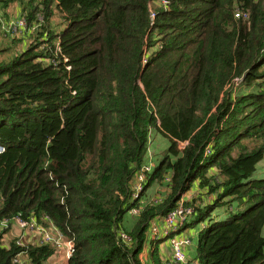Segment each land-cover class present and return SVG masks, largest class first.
<instances>
[{"label": "trees", "instance_id": "trees-1", "mask_svg": "<svg viewBox=\"0 0 264 264\" xmlns=\"http://www.w3.org/2000/svg\"><path fill=\"white\" fill-rule=\"evenodd\" d=\"M0 37V221L53 227L67 264H168L151 228L191 191L188 260L264 264V0H0ZM154 132L169 147L132 200ZM10 224L0 264L58 250L5 244Z\"/></svg>", "mask_w": 264, "mask_h": 264}, {"label": "built area", "instance_id": "built-area-1", "mask_svg": "<svg viewBox=\"0 0 264 264\" xmlns=\"http://www.w3.org/2000/svg\"><path fill=\"white\" fill-rule=\"evenodd\" d=\"M238 16V14H237ZM151 18H154V14L151 13ZM20 22L19 25L12 26V29L17 32L19 31L18 27L24 30L26 28L27 22L24 18ZM19 23V22H18ZM11 29V27H10ZM21 32V31H19ZM186 144H180V147H185ZM4 150V147L0 146V152ZM150 171L149 166H142L137 173L136 181L132 183V193H131V199H138L140 198L141 192L144 190V184L146 182V174ZM187 192L183 195V197L178 202V206L171 211L163 220V223L157 225V228H154L151 233L150 237L155 243L163 240L165 237H170L171 244H172V255H171V261L168 264H199L197 262H192L188 260V257L186 255V247L191 243L189 238H185L183 236H176L177 233H179L181 226L185 223L187 215L192 214L193 210L186 209L184 206L185 202V195ZM132 214L137 215L139 213L138 208H132L131 209ZM11 222L16 223L19 226L22 227L23 230L27 231L31 234L32 238L34 240L29 242H36L39 244H47V243H54L55 245H58L59 248L56 251L61 252L63 256L66 258V260H69L72 254L74 253V244L72 241H69L64 238V235L61 233H56L53 227L46 228L39 224L36 219L32 218L30 221L24 220L20 217L14 218L13 221L9 219H4L0 221V233L8 227V224ZM10 224V226H11ZM55 231V232H54ZM65 239V240H64ZM18 243L23 244L25 243L23 240H18ZM27 243V242H26ZM55 252V253H56ZM140 261L142 264H146L147 257L143 258L142 253H140ZM14 262L18 263L19 260L15 259Z\"/></svg>", "mask_w": 264, "mask_h": 264}, {"label": "rangeland", "instance_id": "rangeland-1", "mask_svg": "<svg viewBox=\"0 0 264 264\" xmlns=\"http://www.w3.org/2000/svg\"><path fill=\"white\" fill-rule=\"evenodd\" d=\"M8 18H9V22L8 24L5 26V29L8 31L10 29L11 26H14V25H19L20 22L23 20L20 16L21 14V5L19 3H12L9 8H8ZM19 22V23H18ZM4 30V29H3ZM22 30L21 28H19V31ZM25 30V29H24ZM5 31V30H4ZM21 33V32H20ZM29 41V40H28ZM9 43L8 41L6 40H3L1 37H0V47L2 46H8ZM169 147V141L167 139H165L164 137H162L160 134H157V133H153L152 137H151V141L148 145V149H147V152L145 154V157H144V160H143V163L141 165L142 166H149L150 167V171L152 170V168L154 167L155 163L161 159L165 154H166V151H167V148ZM140 167V168H141ZM258 175H261V174H264V160L262 162L259 163L258 167H257V173H255V176ZM136 181V176L134 177V183ZM152 189L150 192L153 193L155 188H150ZM191 194V191H189L187 193V196L189 195L190 196ZM153 197V196H152ZM223 211L221 210H217L215 211V214H216V217H218V215H223ZM132 214V212H131ZM161 226V224H160ZM154 228H157V225L156 224H153L152 225V228H151V231L154 229ZM184 229H181L179 231L180 232H184L183 231ZM187 233H184L185 236L188 234L189 236V233H190V229L189 231H186ZM65 240V239H64ZM167 240L169 241L171 247H172V244H171V239L170 237L167 238ZM190 246V245H189ZM173 248V247H172ZM189 248V247H188ZM169 251V250H168ZM171 252V251H169ZM142 257L145 258V257H148V248H146L143 252H142ZM139 259H140V255H139Z\"/></svg>", "mask_w": 264, "mask_h": 264}, {"label": "crops", "instance_id": "crops-1", "mask_svg": "<svg viewBox=\"0 0 264 264\" xmlns=\"http://www.w3.org/2000/svg\"><path fill=\"white\" fill-rule=\"evenodd\" d=\"M187 196V194H186ZM13 238H18L19 240H23L25 243L34 240L30 233L23 230L21 226L16 223H12L10 226V230L5 233L4 241L5 244L11 241ZM68 260L63 256L61 252H56L47 262V264H67Z\"/></svg>", "mask_w": 264, "mask_h": 264}]
</instances>
